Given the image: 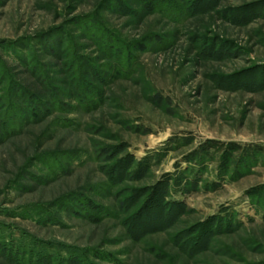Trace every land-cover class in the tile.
I'll return each mask as SVG.
<instances>
[{
  "label": "rangeland",
  "instance_id": "rangeland-1",
  "mask_svg": "<svg viewBox=\"0 0 264 264\" xmlns=\"http://www.w3.org/2000/svg\"><path fill=\"white\" fill-rule=\"evenodd\" d=\"M120 2L0 0V264L18 244L60 264H264V0ZM96 22L123 50L101 51ZM18 87L52 107L6 132ZM207 140L263 152L226 163ZM127 155L132 173L112 168Z\"/></svg>",
  "mask_w": 264,
  "mask_h": 264
},
{
  "label": "trees",
  "instance_id": "trees-1",
  "mask_svg": "<svg viewBox=\"0 0 264 264\" xmlns=\"http://www.w3.org/2000/svg\"><path fill=\"white\" fill-rule=\"evenodd\" d=\"M112 2L116 1V5L118 4L119 7H122L120 10H124L125 8L122 6V3L120 2V0H110ZM138 4H139V8L137 10H132V12H134L135 14H149L152 12H155L156 10H163V11H170L171 9L173 10V7H175V2L176 0H137ZM178 1V0H177ZM181 1V0H179ZM204 1V0H201ZM217 0H205V5L204 6H199L197 5L195 2H192L193 5H188L187 8L185 6V9L189 12L196 10L199 11L200 9H202V11H205L207 9H209V7H211ZM199 3V1H198ZM117 5V6H118ZM182 5V4H181ZM180 7V6H179ZM177 8V7H175ZM178 9V8H177ZM131 12V11H130ZM93 20V21H92ZM92 22L96 21V18H92ZM95 23V22H94ZM97 26L93 27L90 25V29L92 30V39H95L97 42H99V45L101 47V51L103 53H106L107 55L111 54L110 50H117L119 52V49H121L120 45L117 44L118 42L115 39L109 40L108 42H105L107 44L104 43V40L102 39L104 36H106L107 32L106 28H104L101 23H97ZM109 36L111 37V35L109 34ZM99 39V40H98ZM58 40V39H57ZM107 41V40H106ZM59 43V40H58ZM104 43V45H102ZM123 50V49H121ZM105 51V52H104ZM119 62L116 60V63ZM39 66V65H38ZM92 67V66H91ZM90 68V70H93V72L91 71V73L93 75H95V68ZM34 73L36 74V77H40L42 74L40 73V67H37L36 62L31 64V70H34ZM95 70V71H94ZM43 78V76H41ZM99 78V76H97ZM45 85L48 84L45 82ZM85 92L88 91H92L91 89L84 87ZM83 90V91H84ZM96 96H99L98 92H96L94 90ZM18 93L19 96H17L20 99V103L16 104V103H12L9 100L8 104H4L2 107L4 108V123H5V128H6V132H14L16 131V129L24 126V123H30V122H35L38 119H41L42 116L47 115V113L51 110V105L49 106L48 101L46 100H42L38 97L37 94L33 93V92H28L26 89L22 88V87H18ZM53 92L52 91H48L47 95L49 96H53L52 95ZM78 97L80 99H86V94H83V92L78 91ZM54 99L55 102V98ZM82 102L84 100H81ZM53 109V108H52ZM47 112V113H46ZM200 149L202 151H206L208 149H216L217 151H221L222 152V157H224V162H228L230 161L234 155V153H238L237 159L239 160H247V159H251L253 157H255L256 155L260 154L263 152V147L259 146L258 144H247V145H243L241 143H237V142H229L225 145H222L221 143H219L216 140H207L205 142H203L200 146ZM122 160V161H121ZM132 163H135L134 165H139V163L135 162L134 160H132L130 158L129 155H127L125 158L123 159H119L116 160V162L113 165V169L114 168H119L122 169L124 171H129V172H133V169H130ZM122 164V165H121ZM126 164V165H123ZM109 178L112 179L113 176H111L110 174L108 175ZM169 185L170 182L167 180H159V182H157L152 188H151V192L149 193L148 196V200L145 203V207H149V209L154 208L157 205L161 204L159 203L160 201H163L161 199L162 196H165V194L168 193L169 191ZM259 195V194H258ZM257 196V195H256ZM262 197V196H260ZM164 203L165 202L164 200ZM168 205L170 206H177L179 207V209H181L182 205L181 203H179L178 201H171L170 203H168ZM144 208V207H143ZM143 208H140V213L142 212ZM169 209V208H168ZM147 210V209H146ZM145 210V211H146ZM104 209L102 210H95V212L93 214H89L91 216H95L96 219L99 218V216L101 214H104ZM139 213V214H140ZM139 214L137 216H135V219L132 221V229L135 227V222L137 221L138 223V218H140ZM215 225V227L213 229H216V227L218 226L217 222H211L209 223L210 225ZM21 244L16 245L13 253L15 256H11L12 260H14V262L18 263V264H60V261L57 260V257L55 256H50L47 255L46 253L40 251H35L33 249H25L22 247L21 248ZM21 248V249H20ZM18 255V256H17ZM14 258V259H13ZM85 258V257H84ZM83 257H79V256H75V258L72 257H68V258H63L64 261H66L68 264H84L83 262ZM63 261V260H62ZM86 264H90L89 261H86Z\"/></svg>",
  "mask_w": 264,
  "mask_h": 264
}]
</instances>
